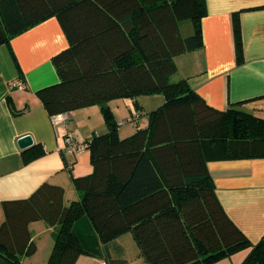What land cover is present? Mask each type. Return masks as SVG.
Listing matches in <instances>:
<instances>
[{
    "label": "trees",
    "instance_id": "1",
    "mask_svg": "<svg viewBox=\"0 0 264 264\" xmlns=\"http://www.w3.org/2000/svg\"><path fill=\"white\" fill-rule=\"evenodd\" d=\"M206 0H0V44L57 16L69 46L53 57L60 81L37 95L50 115L99 105L108 126L83 143L92 171L73 176L80 197L44 182L29 197L3 201L0 264H23L37 244L30 223L59 225L47 264H76L82 255L108 264L105 245L131 231L147 264H213L250 249L241 264H264V238L253 242L217 194L211 161L264 157V117L231 105L217 109L187 78L173 81L176 57L204 44ZM194 32L184 36L181 22ZM237 60L241 23L233 19ZM162 94L146 127L120 135L110 102ZM130 121H133L130 118ZM28 163L45 153L25 149ZM67 167H73L63 150ZM76 157V156H75Z\"/></svg>",
    "mask_w": 264,
    "mask_h": 264
},
{
    "label": "crops",
    "instance_id": "2",
    "mask_svg": "<svg viewBox=\"0 0 264 264\" xmlns=\"http://www.w3.org/2000/svg\"><path fill=\"white\" fill-rule=\"evenodd\" d=\"M206 4L207 14L202 19L204 44L176 57L178 70L173 77L187 78L208 104L217 109L225 110L231 105L253 113L264 109V0H206ZM235 14L241 23L244 45V58L240 62L235 50ZM181 30L184 36L191 35L193 21L183 20ZM68 46L69 40L57 16L15 36L10 45L0 44V224L4 220L3 201L29 197L44 182H50L65 188V204L69 205L80 197L73 176L92 171L84 154L68 156L74 164L67 167L63 149L70 133L84 142L94 132L107 131V127H98L93 121L98 109L90 106L67 112L66 121L56 122L55 117L60 114L50 115L37 95L39 89L60 81L52 59ZM20 81L25 82L26 89L17 88ZM147 98L150 99L137 98L140 107L131 98L116 99L110 105L115 110L113 102L122 100L116 105L127 109L135 127L131 131L135 132L138 126H147V113L165 100L162 94ZM152 98L155 104L147 106ZM25 134L32 135L33 146L40 145L45 150L28 163L25 149L18 144ZM208 168L229 216L253 242L264 238V157L211 161ZM58 228V224L51 225L45 220L31 222L37 251L23 255L22 263L47 264ZM105 249L113 258L147 264L131 231L107 243ZM249 252V248L243 249L213 264H241ZM76 264L108 263L101 257L82 255Z\"/></svg>",
    "mask_w": 264,
    "mask_h": 264
},
{
    "label": "rangeland",
    "instance_id": "3",
    "mask_svg": "<svg viewBox=\"0 0 264 264\" xmlns=\"http://www.w3.org/2000/svg\"><path fill=\"white\" fill-rule=\"evenodd\" d=\"M185 32H187V30H185ZM175 79H176L175 76L174 77L172 76V80L173 81H176ZM159 95H161V94H154L152 96L151 95H142L141 97H142V99L145 98V99L148 100V99H150V98H147L149 96L150 97H156V96H159ZM153 99H155V98H152V101L151 102L150 101L147 102V106H151V104H155V100H153ZM121 101L122 100H117V101L113 102V106L115 108V110H114L115 112L114 113H115L116 119L118 120V122H120V125H121L119 127L120 135L122 137H125V136H128V135H130V134H132L134 132V130L131 131V129L134 127V124H132L133 123L132 121H128L130 119V116L128 114L127 109L124 108V107L123 108H120V107H122V105H120L119 107H118V105H116L117 102H121ZM91 107H96V109H98V112L93 117V121L98 125V127L99 126H102L101 128H106V127L108 128V126H107V124L105 122L103 113H102V111H100L101 110V107L99 105H95V106H91ZM255 112H256L257 115H259L261 117H264V109L254 111V113ZM81 154L86 155V157H87L86 160L88 161V163L90 164L91 169H92V164H91V161H90L89 151L87 149H84ZM87 173H85V174H87Z\"/></svg>",
    "mask_w": 264,
    "mask_h": 264
},
{
    "label": "built area",
    "instance_id": "4",
    "mask_svg": "<svg viewBox=\"0 0 264 264\" xmlns=\"http://www.w3.org/2000/svg\"><path fill=\"white\" fill-rule=\"evenodd\" d=\"M17 88L19 90L26 89V84L23 81H20L16 84ZM69 118V114L62 113L55 117L56 122H63L66 121ZM130 121V119H129ZM85 149V144L83 142H79L77 138L73 134H69L66 138V145L64 147V152L67 156H78L83 152Z\"/></svg>",
    "mask_w": 264,
    "mask_h": 264
},
{
    "label": "water",
    "instance_id": "5",
    "mask_svg": "<svg viewBox=\"0 0 264 264\" xmlns=\"http://www.w3.org/2000/svg\"><path fill=\"white\" fill-rule=\"evenodd\" d=\"M18 144L22 149H26L29 148L31 146H33L34 144V139L32 137V135L30 134H25L22 135L19 140H18Z\"/></svg>",
    "mask_w": 264,
    "mask_h": 264
}]
</instances>
